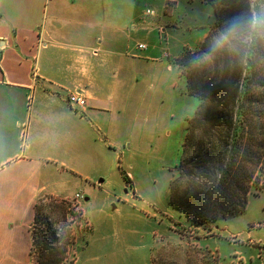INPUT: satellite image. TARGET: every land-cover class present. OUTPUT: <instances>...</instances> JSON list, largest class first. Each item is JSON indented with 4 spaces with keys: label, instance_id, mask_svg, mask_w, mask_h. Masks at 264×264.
Masks as SVG:
<instances>
[{
    "label": "crops",
    "instance_id": "1",
    "mask_svg": "<svg viewBox=\"0 0 264 264\" xmlns=\"http://www.w3.org/2000/svg\"><path fill=\"white\" fill-rule=\"evenodd\" d=\"M182 1L0 0V264H31L41 194L70 196L54 189L53 164L106 186L127 145L138 150L148 134L150 96L157 117L176 96L195 98L179 91L175 58L209 29L194 45L183 41L208 23L195 0H184L194 15L182 21ZM71 92L86 97L84 112L70 108ZM252 242L241 259L264 264V242Z\"/></svg>",
    "mask_w": 264,
    "mask_h": 264
},
{
    "label": "rangeland",
    "instance_id": "2",
    "mask_svg": "<svg viewBox=\"0 0 264 264\" xmlns=\"http://www.w3.org/2000/svg\"><path fill=\"white\" fill-rule=\"evenodd\" d=\"M207 1L210 0H195V15L199 16L200 25L201 21L208 25H201L191 32L185 30L187 35L182 39L188 44L194 45L196 35L208 29L210 32L215 17L213 6ZM228 2L225 5L229 4L232 21L237 23L241 20V12L244 13L240 3L244 0ZM189 8L183 0L177 10L184 22L194 15ZM165 9L169 10L168 7ZM156 16L155 12V16L149 17ZM241 35L243 40L248 39L246 34H237L233 38L238 36L241 40ZM201 44L196 48H185L175 58V64L181 71L179 91L182 94L189 93L183 72L193 67L178 65L177 60L186 50L194 53ZM212 58L207 55L196 65L198 74L205 78L210 76ZM175 74L176 71L170 75L175 78ZM171 77L166 78L165 91ZM167 93L165 101H168ZM150 97L148 124L144 125L148 127V134L144 135L138 150H128L127 145L125 162H118L115 176L111 175L108 185L96 187L97 182L92 183L81 174L74 175L71 165H64L62 169L60 164H53L54 189L70 196L59 199L43 193L37 200V206L43 209L44 216L56 232L60 249L65 248L62 264H245L241 259V252L245 251L242 244L250 239L254 241L251 245L261 246L263 244L256 241L264 242V190L249 197L243 214L220 219L205 228L194 227L188 216L171 207L169 183L177 176L176 167L182 156L189 120L200 101L196 97L176 96L171 106L166 104L164 112L162 107L157 111L160 113L157 117L156 105ZM122 172L123 178L127 176L129 179L124 185H121ZM76 189L84 195L80 203L73 201L78 193ZM33 230L36 239L42 242L44 237L40 226ZM34 252L31 264H40L42 254L37 249Z\"/></svg>",
    "mask_w": 264,
    "mask_h": 264
},
{
    "label": "trees",
    "instance_id": "3",
    "mask_svg": "<svg viewBox=\"0 0 264 264\" xmlns=\"http://www.w3.org/2000/svg\"><path fill=\"white\" fill-rule=\"evenodd\" d=\"M228 1H207L215 17L209 34L197 51L186 50L177 60L193 67L183 73L200 104L169 183V202L198 228L243 214L249 197L264 190V0L240 2L244 13L237 23ZM237 34L248 39L233 38ZM207 55L213 70L205 78L196 65ZM37 225L46 244L34 235L32 256L37 249L40 264H62L65 248L36 205L33 228Z\"/></svg>",
    "mask_w": 264,
    "mask_h": 264
},
{
    "label": "built area",
    "instance_id": "4",
    "mask_svg": "<svg viewBox=\"0 0 264 264\" xmlns=\"http://www.w3.org/2000/svg\"><path fill=\"white\" fill-rule=\"evenodd\" d=\"M146 15L147 16H154L155 12L152 11L151 9H148L146 11ZM145 47L146 46L144 44L138 45L139 49H145ZM0 61H1V48H0ZM67 100H68L70 108L77 113L84 112L87 108V105H88L86 97L80 92H71L68 95ZM83 199H84V195L82 193L78 192L74 195L73 201L75 203H80V201H82ZM33 264H35V262Z\"/></svg>",
    "mask_w": 264,
    "mask_h": 264
}]
</instances>
